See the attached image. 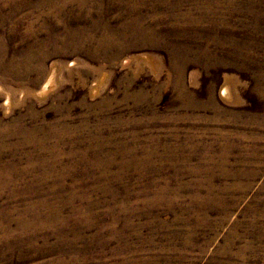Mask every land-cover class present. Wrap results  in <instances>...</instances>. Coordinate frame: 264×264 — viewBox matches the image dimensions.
<instances>
[{"label":"rangeland","instance_id":"374dc122","mask_svg":"<svg viewBox=\"0 0 264 264\" xmlns=\"http://www.w3.org/2000/svg\"><path fill=\"white\" fill-rule=\"evenodd\" d=\"M0 264H264V0H0Z\"/></svg>","mask_w":264,"mask_h":264}]
</instances>
